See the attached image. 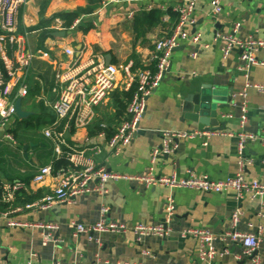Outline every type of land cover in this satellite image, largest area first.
I'll return each instance as SVG.
<instances>
[{
	"label": "crops",
	"instance_id": "obj_1",
	"mask_svg": "<svg viewBox=\"0 0 264 264\" xmlns=\"http://www.w3.org/2000/svg\"><path fill=\"white\" fill-rule=\"evenodd\" d=\"M29 0L18 11L19 34L29 33V45L38 56L33 62L28 89L29 95L19 97V88L13 90L11 99H22V109L30 114L27 118L16 117L9 126L0 124V214H8L0 222V261L24 264L33 258L40 264H264V241L260 244L254 260L244 256L240 244L222 237L232 233L236 212H241L236 231L241 234L264 236V199H239L234 192L206 194L189 190L145 188L138 183L110 182L108 195L102 199L84 195L72 203H64L47 211L27 210L26 204L42 201L52 194L56 180L50 177L44 184L33 183L42 167L56 168L54 146L43 130L56 120L51 104L57 100L55 92V65L68 63L65 49L89 47L87 57L111 56L110 63L120 68L135 63V71L148 61L156 41L168 37L177 22V14L165 0ZM200 0L195 11L197 26L202 34L198 57L192 54L196 47L183 42L172 55L170 71L160 87L148 100L146 114L140 132L131 145L116 156L107 145L121 124L127 107L125 78L100 107L96 109L94 127L75 130L68 135L67 145L76 152H84L83 163L95 162L111 172L126 175H142L152 167V152L162 144L163 131H197L202 126L191 122L182 123L183 101L198 93L203 86L224 88V94L233 101L224 111L225 132L238 135L247 132L261 135L264 129V95L246 89L248 84L264 85V50L257 55L259 66H246L245 76L240 72L241 61L235 50L227 60L222 58L223 44L215 41L217 32L232 33L241 24L237 37L264 40V3L259 0H220L223 11L213 17L211 2ZM152 6V10L145 8ZM136 10L131 18L130 13ZM66 32V36L52 34ZM9 57L13 58L9 51ZM245 94V96H244ZM129 102V101H128ZM124 106V108L122 107ZM246 118L242 128V118ZM100 125V126H99ZM98 128L106 133V141L99 138ZM11 135L13 141L6 139ZM207 144L204 146V144ZM100 147L96 155L94 148ZM179 148L170 155L160 157L153 165L158 177L176 175L186 178L209 176L225 180L238 174V140L236 137H213L210 139L182 140ZM26 148V150H25ZM66 154L70 152L65 149ZM248 166V180L264 181V145L261 141L250 143L244 153ZM77 156L75 157V160ZM71 166V161L66 157ZM62 167V168H67ZM23 184L24 189L13 205L3 201L5 186ZM173 201L175 212L170 227L172 233L165 238H148L137 243L133 234L85 235L75 237L74 224L88 225L101 220L104 205L110 208L109 220L124 223L159 225L169 216L168 206ZM29 202V203H26ZM21 211L11 213L14 209ZM8 221L30 225L9 227ZM57 224L56 238L61 243L43 244L42 232L33 225ZM188 229L207 230L217 240L212 258L202 257L204 246L199 240L182 238Z\"/></svg>",
	"mask_w": 264,
	"mask_h": 264
},
{
	"label": "built area",
	"instance_id": "obj_2",
	"mask_svg": "<svg viewBox=\"0 0 264 264\" xmlns=\"http://www.w3.org/2000/svg\"><path fill=\"white\" fill-rule=\"evenodd\" d=\"M158 0H134L135 3ZM172 6V11L177 14V22L172 33L154 44V51L151 58L143 63L138 70L135 63L130 62L127 66L120 68L117 65H107L102 56L85 58L89 47L83 48L79 54L73 48L65 49V54L70 58L68 63L55 65V92L57 100L51 104L56 120L43 130L44 136L52 142L54 146L55 159L60 161L66 155L71 161V166L61 168L55 172L52 165L42 167L33 179L36 185L44 184L48 178L54 177L56 187L52 194L46 196L42 201L34 204H26L25 209H38L41 211L50 210L64 203H72L77 198L84 195H94L105 199L109 193L108 184L110 182H133L145 188H167L169 190H189L206 194L236 193L239 199L256 198L264 199V181H250L246 177L248 166L252 162L244 157L245 150L250 143L261 141L264 145V129L261 135H254L241 132L238 135L230 132L220 131H163L162 144L152 152V167L142 175H126L111 172L105 167H97L95 162L90 161L87 165L83 163L84 152H76L67 145L66 134L70 129H82L90 127L97 116L96 109L100 107L120 85L121 78H125L124 89L134 90L129 100L123 120L117 132L107 140V145L119 156L129 147L140 132L141 122L146 114L148 100L160 87L165 75L170 71L171 59L174 51L183 42H189L196 47L192 57H198L201 49H209L210 46L202 44V34L194 32L197 21L195 11L200 0H165ZM264 3V0H259ZM29 0H0V124L9 126L17 116L15 104L17 99H11L14 88H19V97L25 98L29 95L28 80L33 62L38 56L33 54L29 45V33L19 34L17 27L18 11L26 6ZM119 2L111 0V3ZM212 15L218 17L223 11L220 0L211 2ZM152 10V6L145 8ZM136 10L130 13L132 18ZM241 24H236L232 33L217 32L215 41L223 44L222 58L227 60L235 51H238V58L241 61L239 70L245 75L246 66H259L262 63L257 55L264 50V40L249 38L242 40L237 37ZM9 51L13 58L9 57ZM122 76V77H121ZM247 76V75H245ZM246 89L255 90L264 95V85L248 84ZM245 96V94H244ZM224 115V114H223ZM222 115V117H223ZM231 116H224L223 119ZM246 118H242L241 126L245 127ZM229 137L238 140V174L225 180H214L209 176H195L190 174L186 178H179L176 175L169 177H158L153 165L163 156L170 155L179 148L182 140L210 139L213 137ZM99 138L106 141V133L99 134ZM13 141L11 135L6 137ZM207 144L205 143L204 146ZM65 149L70 152L66 154ZM94 150L98 155L101 150L97 145ZM77 159L75 160V157ZM24 189V185L14 184L5 186L3 201L13 205L19 193ZM168 206V219L159 225L136 224L128 226L124 223L109 220L110 208L104 205L101 209V220L94 224L79 225L74 224L75 237L85 235L113 234L124 236L133 234L137 243H142L148 238H165L171 235L170 224L173 219L175 208L173 201ZM22 208L14 209L15 213ZM8 214H0V222L7 218ZM241 212H236L233 220L232 233L224 235L222 238L233 243L240 244L243 248L244 256L251 257L256 252L263 237L256 235L241 234L236 228L241 217ZM8 226L12 228L29 227L30 225L8 221ZM42 232L43 244L61 243L56 238L59 230L57 224L37 223L33 225ZM182 238L192 237L204 246L202 257L212 258L215 254L214 244L217 237L210 231L199 229H188L181 233ZM0 264H20L15 262L0 261ZM24 264H40L30 258ZM60 264V263H56ZM95 264H101L96 262Z\"/></svg>",
	"mask_w": 264,
	"mask_h": 264
},
{
	"label": "water",
	"instance_id": "obj_3",
	"mask_svg": "<svg viewBox=\"0 0 264 264\" xmlns=\"http://www.w3.org/2000/svg\"><path fill=\"white\" fill-rule=\"evenodd\" d=\"M66 32L54 33V37L66 36ZM80 49L77 53L79 54ZM111 56L106 57V64L110 65ZM233 99L224 94V88H215L214 86L204 87L198 93L189 95L182 104V112L184 113L181 119L182 123L191 122L204 127V131H220L225 128V123L221 122L224 111L230 108ZM16 113L20 118H27L30 114L22 109V99H19L16 104ZM69 133L66 134V138ZM26 150V148H25ZM258 252H254L248 260L252 261L257 256Z\"/></svg>",
	"mask_w": 264,
	"mask_h": 264
},
{
	"label": "trees",
	"instance_id": "obj_4",
	"mask_svg": "<svg viewBox=\"0 0 264 264\" xmlns=\"http://www.w3.org/2000/svg\"><path fill=\"white\" fill-rule=\"evenodd\" d=\"M133 91L134 90H131L128 94H123L124 95V97L125 98H127V103H128V101L131 99V97H132V93H133ZM126 106H127V104H126ZM123 108H124V106H122ZM126 108V107H125ZM94 123L91 125L92 127H94ZM100 126V125H99ZM98 134L100 133V132H102L103 131V129L102 128H98ZM75 132V129H70V132H69V135H72L73 133ZM67 141H69V139L67 140ZM57 165H56V168L54 169L55 170V172H57L59 169H61L62 167H67L68 166V163L66 162V161H64V160H62V161H59V162H57L56 163ZM26 203H29V202H26Z\"/></svg>",
	"mask_w": 264,
	"mask_h": 264
}]
</instances>
